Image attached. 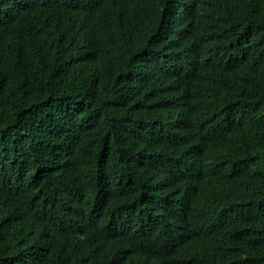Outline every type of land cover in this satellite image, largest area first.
<instances>
[{
	"label": "trees",
	"instance_id": "1",
	"mask_svg": "<svg viewBox=\"0 0 264 264\" xmlns=\"http://www.w3.org/2000/svg\"><path fill=\"white\" fill-rule=\"evenodd\" d=\"M0 264H264V0H0Z\"/></svg>",
	"mask_w": 264,
	"mask_h": 264
}]
</instances>
